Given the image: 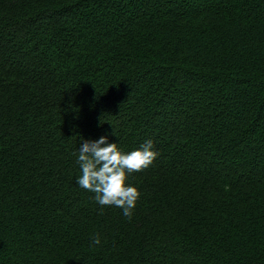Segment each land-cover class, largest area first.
<instances>
[{"label":"trees","instance_id":"1","mask_svg":"<svg viewBox=\"0 0 264 264\" xmlns=\"http://www.w3.org/2000/svg\"><path fill=\"white\" fill-rule=\"evenodd\" d=\"M105 136L160 153L131 219ZM0 264H264V0H0Z\"/></svg>","mask_w":264,"mask_h":264},{"label":"clouds","instance_id":"2","mask_svg":"<svg viewBox=\"0 0 264 264\" xmlns=\"http://www.w3.org/2000/svg\"><path fill=\"white\" fill-rule=\"evenodd\" d=\"M159 155L151 141L127 153L121 150L119 143H109L106 136L84 141L77 155L81 168L77 183L94 193L93 198L101 208H120L124 216L131 219L142 196L140 190L129 183L131 174L151 167ZM92 242L99 245V235H94Z\"/></svg>","mask_w":264,"mask_h":264}]
</instances>
